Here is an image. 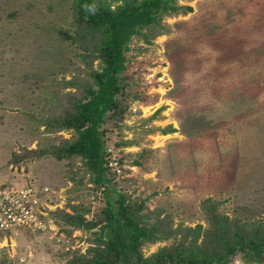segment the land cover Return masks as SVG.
<instances>
[{
	"label": "rangeland",
	"instance_id": "rangeland-1",
	"mask_svg": "<svg viewBox=\"0 0 264 264\" xmlns=\"http://www.w3.org/2000/svg\"><path fill=\"white\" fill-rule=\"evenodd\" d=\"M70 4L0 0V183L33 180L49 188L52 205L81 204L97 220L105 197L79 160L72 167L50 157L8 163L21 148L75 138L41 126L58 83L83 66L70 40ZM176 5L191 11L162 15L125 52L124 111L101 126L121 168L110 189L160 211L173 228H206V199L239 225L264 224V0ZM168 127L175 132L163 135ZM50 212L54 231L11 239L0 232V264H68L86 253L98 228L72 230ZM177 242L147 244L141 253Z\"/></svg>",
	"mask_w": 264,
	"mask_h": 264
},
{
	"label": "trees",
	"instance_id": "trees-1",
	"mask_svg": "<svg viewBox=\"0 0 264 264\" xmlns=\"http://www.w3.org/2000/svg\"><path fill=\"white\" fill-rule=\"evenodd\" d=\"M181 9L191 11L177 6L176 0H71L70 40L80 49L83 66L58 83L41 126L48 133L72 132L75 138L60 139L46 148H21L8 161L14 166L29 158L50 157L72 167L77 159L90 182L103 191L105 206L97 220L87 219L89 209L81 204L50 212L72 230L98 228L86 253L68 264H230L238 253L250 257L264 253V224L239 225L217 213L218 204L210 199L201 203L206 228L201 224L173 228L160 211L110 189L114 176L105 174L107 148L101 126L109 113L124 111L119 94L125 88V52L133 36L158 25L162 15ZM174 132L168 127L162 134ZM169 239L178 242L149 257L141 253L144 245Z\"/></svg>",
	"mask_w": 264,
	"mask_h": 264
},
{
	"label": "built area",
	"instance_id": "built-area-1",
	"mask_svg": "<svg viewBox=\"0 0 264 264\" xmlns=\"http://www.w3.org/2000/svg\"><path fill=\"white\" fill-rule=\"evenodd\" d=\"M105 160L106 176H119L121 174L119 162L109 148L106 149ZM49 195L48 187L40 186L33 180H29L21 187L0 183V232L5 238L11 239L20 232L54 231L55 228L47 220V212L57 209L58 206L51 204Z\"/></svg>",
	"mask_w": 264,
	"mask_h": 264
},
{
	"label": "flooded vegetation",
	"instance_id": "flooded-vegetation-1",
	"mask_svg": "<svg viewBox=\"0 0 264 264\" xmlns=\"http://www.w3.org/2000/svg\"><path fill=\"white\" fill-rule=\"evenodd\" d=\"M239 254V261L231 262L230 264H264V253H262L259 257L244 256L242 253Z\"/></svg>",
	"mask_w": 264,
	"mask_h": 264
}]
</instances>
